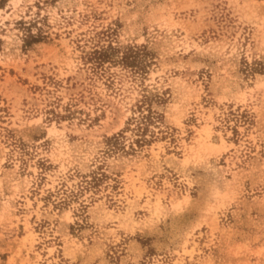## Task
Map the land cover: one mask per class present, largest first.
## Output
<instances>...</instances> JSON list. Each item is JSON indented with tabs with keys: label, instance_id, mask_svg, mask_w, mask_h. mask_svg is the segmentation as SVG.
Returning a JSON list of instances; mask_svg holds the SVG:
<instances>
[{
	"label": "rangeland",
	"instance_id": "374dc122",
	"mask_svg": "<svg viewBox=\"0 0 264 264\" xmlns=\"http://www.w3.org/2000/svg\"><path fill=\"white\" fill-rule=\"evenodd\" d=\"M0 264H264V0H0Z\"/></svg>",
	"mask_w": 264,
	"mask_h": 264
},
{
	"label": "trees",
	"instance_id": "16d2710c",
	"mask_svg": "<svg viewBox=\"0 0 264 264\" xmlns=\"http://www.w3.org/2000/svg\"><path fill=\"white\" fill-rule=\"evenodd\" d=\"M38 34L36 35V36H30V37H35V39L37 40V39H39L38 38ZM118 136H121L122 137V134L120 133V134H117L116 136H113V138L114 139H116V140H118ZM137 142H138V140H136ZM142 141H145V138H142Z\"/></svg>",
	"mask_w": 264,
	"mask_h": 264
}]
</instances>
